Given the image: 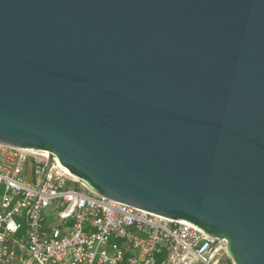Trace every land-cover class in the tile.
<instances>
[{"label":"water","instance_id":"obj_1","mask_svg":"<svg viewBox=\"0 0 264 264\" xmlns=\"http://www.w3.org/2000/svg\"><path fill=\"white\" fill-rule=\"evenodd\" d=\"M0 145L264 264V0H0Z\"/></svg>","mask_w":264,"mask_h":264},{"label":"built area","instance_id":"obj_2","mask_svg":"<svg viewBox=\"0 0 264 264\" xmlns=\"http://www.w3.org/2000/svg\"><path fill=\"white\" fill-rule=\"evenodd\" d=\"M0 264H233L199 230L91 191L0 145Z\"/></svg>","mask_w":264,"mask_h":264}]
</instances>
